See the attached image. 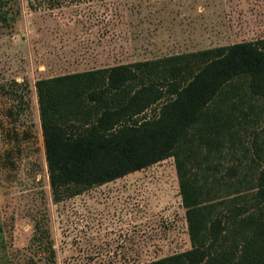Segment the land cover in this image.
<instances>
[{
  "label": "trees",
  "instance_id": "1",
  "mask_svg": "<svg viewBox=\"0 0 264 264\" xmlns=\"http://www.w3.org/2000/svg\"><path fill=\"white\" fill-rule=\"evenodd\" d=\"M34 86L55 202L172 156L190 247L137 264H264V136L253 128L264 118V36L39 77ZM4 91L18 117L28 85L13 80ZM47 219H34L31 250L14 264H56ZM12 263L0 254V264Z\"/></svg>",
  "mask_w": 264,
  "mask_h": 264
},
{
  "label": "rangeland",
  "instance_id": "2",
  "mask_svg": "<svg viewBox=\"0 0 264 264\" xmlns=\"http://www.w3.org/2000/svg\"><path fill=\"white\" fill-rule=\"evenodd\" d=\"M112 1L0 0V254L12 264L43 213L56 264H137L190 247L172 156L52 199L34 81L264 36V0ZM13 80L29 87L18 117L4 91ZM253 128L264 136V118Z\"/></svg>",
  "mask_w": 264,
  "mask_h": 264
}]
</instances>
